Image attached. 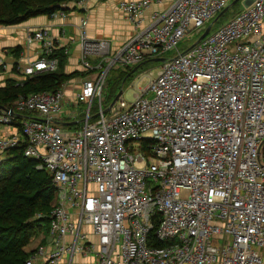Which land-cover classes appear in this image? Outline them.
Here are the masks:
<instances>
[{"label": "built area", "instance_id": "1", "mask_svg": "<svg viewBox=\"0 0 264 264\" xmlns=\"http://www.w3.org/2000/svg\"><path fill=\"white\" fill-rule=\"evenodd\" d=\"M230 1L173 0L151 11L112 54L107 41L86 37L83 20L79 59L95 76L83 79L70 101L61 85L0 109V127L15 128L0 136V161L23 144L24 156L56 190L51 248L39 246L26 264H58L64 255L92 251L95 264H264V0H251L198 39ZM72 2L83 8L88 0ZM150 4L122 0L117 7L141 26ZM190 33L198 38L179 50ZM26 41L39 44V57L16 66L24 78L56 70L48 28L28 32ZM147 60H158L156 74L147 73L132 102L105 107L110 69ZM77 117L79 126L70 128L66 120Z\"/></svg>", "mask_w": 264, "mask_h": 264}, {"label": "trees", "instance_id": "2", "mask_svg": "<svg viewBox=\"0 0 264 264\" xmlns=\"http://www.w3.org/2000/svg\"><path fill=\"white\" fill-rule=\"evenodd\" d=\"M71 1L73 0H0V25L19 24L40 15L50 17L57 10H65L63 5ZM231 2L232 0L229 6L232 5ZM226 11L227 9L218 14L214 21ZM10 51L17 58L21 49L16 46ZM50 57L57 59L56 70L36 73L32 77L23 78L21 82L13 78L5 81L0 87V108H13L12 104L16 99L30 93L54 92L77 74L64 72L67 56L62 48L55 49ZM112 69L108 72L103 87L102 104L107 106L129 81L128 71L116 68L113 70L115 74H112ZM27 113L19 114L14 126H20V119L28 116ZM96 113L97 106L94 101L90 108L91 120L96 118ZM148 142L150 141L144 140L140 144V149L145 154L148 153L145 146ZM23 146L19 144L7 149L0 161V264H26L36 249L47 243L48 214L56 204V190L51 183V176L45 170L36 168V160L24 156ZM35 239L39 243L32 247L31 243ZM155 245L163 244L155 242Z\"/></svg>", "mask_w": 264, "mask_h": 264}, {"label": "crops", "instance_id": "3", "mask_svg": "<svg viewBox=\"0 0 264 264\" xmlns=\"http://www.w3.org/2000/svg\"><path fill=\"white\" fill-rule=\"evenodd\" d=\"M119 1L122 0H88L83 8L76 7L71 1L64 4L63 7H65V10L63 17L59 15L50 17L40 15L19 24L8 26L0 25V59L3 62V66H0V87H2L9 78H13L17 82L23 80L24 77L20 74V71L17 70L16 66L35 61L39 57V44L37 42H27L26 34L34 29L44 27L48 28L54 37L56 49L62 48L67 56L64 72L77 73L73 78L62 84V91L65 99L70 101L73 94L78 90L81 81L87 77H94L97 73V70L85 72L79 59L80 44L78 40V27L83 20L85 21L86 37L91 41H107L109 43V52L112 54L121 48L139 27L146 25L149 21L148 15L151 11H163L173 0H151L150 6L145 11V18L141 26H134L125 18L117 7ZM16 46H20L21 49L17 58H15L10 51ZM89 60L95 62L96 59L91 57ZM13 67L15 70H12ZM137 67L138 66H127L119 68L128 71V78L130 81L131 73H133ZM121 94L122 90H120V95H116L117 98L115 101L121 97ZM94 101L96 100L94 99ZM130 103H124V106L127 107ZM84 106V104H81L75 108L71 107V109L80 111ZM80 120L81 118L77 117L66 120V123L70 128L76 129L80 124ZM14 130L15 128L13 127H0V136L9 135L13 133ZM82 231L87 234L90 241L95 242L96 237L91 233L88 227H85ZM65 241L70 243L72 237L66 236ZM44 246L47 250L51 248L48 241ZM95 263L96 252L92 251L90 253L82 252L64 255L58 264Z\"/></svg>", "mask_w": 264, "mask_h": 264}, {"label": "rangeland", "instance_id": "4", "mask_svg": "<svg viewBox=\"0 0 264 264\" xmlns=\"http://www.w3.org/2000/svg\"><path fill=\"white\" fill-rule=\"evenodd\" d=\"M244 6H245L244 0H238L237 2L233 3L231 6H228L227 11L216 22L214 21L215 18L210 21L211 24L213 23L211 26V30L215 29L220 24H222L226 19H228L231 15H233V13H236L241 9H243ZM197 38L198 37L194 33L187 34L182 41L178 42L177 44L178 49L184 50L185 48L192 45ZM91 63L94 64L95 62H91ZM157 68H158V62L153 60H150L149 62H146L138 66L136 70H134L133 73H131L130 81L124 84L121 97L118 99V101L123 100L125 104L132 102L134 97L133 95L136 92L137 88H141L145 86V84L147 83L148 81L147 73L149 71H152L153 75H155ZM113 70L114 69L111 70V73L115 74ZM104 105L107 106L106 104ZM84 107H82V109H84ZM84 228L85 227H83L82 230ZM38 239H35V241L31 243L32 247L38 245L39 243Z\"/></svg>", "mask_w": 264, "mask_h": 264}, {"label": "water", "instance_id": "5", "mask_svg": "<svg viewBox=\"0 0 264 264\" xmlns=\"http://www.w3.org/2000/svg\"><path fill=\"white\" fill-rule=\"evenodd\" d=\"M238 0H232V2H231V4H233V3H235V2H237ZM245 1V5H249L250 3H251V0H244ZM227 9V7L225 8V9H223L222 10V12L220 13V14H222L225 10ZM219 14V15H220ZM211 23L210 24H208L207 26H206V28L204 29V31L200 34V36H199V38L198 39H201L202 37H204L207 33H208V31L210 30V28H211ZM118 95H120V91L118 92V94H117V96ZM117 96L115 97V99L113 100V102L116 100V98H117ZM112 102V103H113ZM1 109V108H0Z\"/></svg>", "mask_w": 264, "mask_h": 264}]
</instances>
